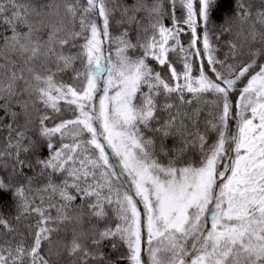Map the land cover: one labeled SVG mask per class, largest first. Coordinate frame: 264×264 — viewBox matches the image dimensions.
<instances>
[{
  "label": "snow or ice",
  "instance_id": "obj_1",
  "mask_svg": "<svg viewBox=\"0 0 264 264\" xmlns=\"http://www.w3.org/2000/svg\"><path fill=\"white\" fill-rule=\"evenodd\" d=\"M221 2L0 0V264H264V0L223 61Z\"/></svg>",
  "mask_w": 264,
  "mask_h": 264
},
{
  "label": "trees",
  "instance_id": "obj_2",
  "mask_svg": "<svg viewBox=\"0 0 264 264\" xmlns=\"http://www.w3.org/2000/svg\"><path fill=\"white\" fill-rule=\"evenodd\" d=\"M148 2L151 3V0H148ZM232 7H233L232 0H222V2L220 3V6L216 10V12L213 14V18H212L213 26L211 27L210 30L213 33L212 42L217 47V51L215 55L217 56L218 59L222 61L226 59V55L229 52V47L226 42L229 40H235V37L231 35H224L220 40H217L215 34L219 33V31L221 30L220 25L222 23L224 14L225 13L231 14ZM141 15H143V13ZM164 23L169 26L171 25V21L168 19H166ZM233 27L235 30V25H233ZM112 31L114 34H118V30L115 27L112 29ZM189 38H190V33L182 36V41L186 47L189 43ZM236 43H239V41L237 40ZM169 55H170L171 61L173 62L177 70L181 71L182 63L180 61L179 54L170 53ZM227 62L232 63L233 61L229 59ZM217 67H219V65ZM165 73H166V70H165ZM65 80H67V77H65ZM210 99L211 97H209V100ZM233 99H235V97ZM204 109H205L204 114L206 115L207 111L211 109V104L205 105ZM0 140H2V134H0ZM0 205L3 206V213L7 216L8 219H11L10 213L12 212L13 209H12V199L9 193H0ZM29 222L30 220H26V221H23L22 223L26 224ZM4 239H10V237L6 236L3 229H0V241Z\"/></svg>",
  "mask_w": 264,
  "mask_h": 264
}]
</instances>
